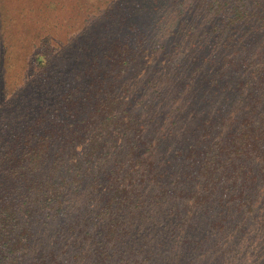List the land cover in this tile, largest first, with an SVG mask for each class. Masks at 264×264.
I'll use <instances>...</instances> for the list:
<instances>
[{
	"label": "trees",
	"instance_id": "obj_1",
	"mask_svg": "<svg viewBox=\"0 0 264 264\" xmlns=\"http://www.w3.org/2000/svg\"><path fill=\"white\" fill-rule=\"evenodd\" d=\"M161 2L179 14L171 50H186L191 69H162L160 83L131 66L149 68L162 49L115 47L110 60V36L96 44L114 20L108 11L98 28L85 18L66 48L47 30L72 28V17L51 14L47 25L8 8L26 31L0 104V264H66L56 230L97 264H137L142 250L140 264H182L176 254L190 244L204 261L210 228L214 252L241 238L225 262L264 264V0ZM174 138L164 155L156 142Z\"/></svg>",
	"mask_w": 264,
	"mask_h": 264
},
{
	"label": "rangeland",
	"instance_id": "obj_2",
	"mask_svg": "<svg viewBox=\"0 0 264 264\" xmlns=\"http://www.w3.org/2000/svg\"><path fill=\"white\" fill-rule=\"evenodd\" d=\"M18 6V10L24 11L20 7L26 8L27 11L25 10V14L29 12L35 21L47 25L51 23L50 18H53L51 14L58 16L59 19L62 17H72L73 19L70 21V23L73 24L72 28L68 24L65 25V27H58V34L47 30L48 33L56 38V40L64 44L66 48L72 47L73 44H77L76 38L82 36L84 26H82L81 23L85 18L92 20L90 23L91 25L94 23L93 20H96L95 28H98V19L100 18V15L108 11V14H111L114 17V20L110 21V26L103 31V34L101 29H99V38L101 39L96 44H103V37L107 38L110 36L111 41H108L112 43L110 46L105 44L110 60L117 57L116 53L113 51V48L115 47H118V49L121 50L120 54H139L144 50L162 49L158 52L154 51L155 53H153L154 56L151 58V65L149 68L147 65H144L141 68V62L131 66V68L135 67L136 69H139L138 75L141 71L142 73L143 71H149L147 73L151 74L150 77L156 80L159 79V83L162 82L159 76L165 74L168 67L175 72L186 70L189 73L188 70L191 69V66L188 64L190 56L186 53V50L180 51L178 48L171 50L174 41L181 30L179 14L172 5L161 2V0H0V64L3 65L4 71L0 80L3 81V83L7 82L9 85L8 87L0 84V104L9 99L10 95L6 96L8 89L10 88V92L14 89V75H16L19 70L18 58L24 51L23 38L25 37L26 31L25 18L22 17L20 13H17L16 16H19L20 18H17V20L14 21V25L12 17L5 18L9 13V7L17 9ZM127 15H133L131 16L133 18L126 21ZM53 20L56 19L53 18ZM34 34L36 35L35 32ZM115 40H117V42H115ZM80 41L81 44L84 45L85 43V47H88L93 44L94 40L93 38H88L85 42L79 40V43ZM101 59L104 60L103 58ZM162 69H165V72H161ZM147 76L148 75H146V77ZM147 85L149 86L150 84L146 83V85L142 87H146ZM148 86L144 88V92L147 91ZM159 87L162 88V85H159ZM149 93H146V95L149 96ZM142 95H144V93ZM202 101H198L195 111L201 109ZM137 108L141 111L143 110V107ZM129 109L137 111L134 106H129ZM144 114L148 116V113L145 111ZM156 138L157 136L154 135L153 139L155 140ZM172 141L174 142L173 144L167 142L163 147L162 143L159 142H156V145H159V150L161 149L164 155H168L170 149L177 145L181 139L175 140L174 138ZM184 199L185 198H181L180 200L183 204L185 203ZM213 218H215V216ZM206 224L203 225L204 228ZM211 231L212 228L208 229L207 232L205 231L204 234L205 244L209 251L208 258L204 257V261H202L203 254L201 248L196 246L194 249V244H190L186 246L184 250H179V254H176L182 264H190L187 259L192 254L191 260L194 261L193 264H234L225 261L237 251L227 252L224 250L228 245L241 247V238L234 235L231 239H224L225 242L223 246H220V251L214 252L212 250L217 245L219 234L210 235ZM200 232V229L197 230L196 236H198ZM56 234L59 243L57 245L55 244L54 248H58L59 252H63L64 257L69 256V258H66L65 260L66 264H97L95 263L98 258L97 253H94L91 256L85 248L73 253L74 248H71V244L65 246L68 241L64 239L66 236L63 231L56 230ZM139 245L140 244L137 243L136 247ZM190 248L194 250H191ZM142 252L139 260H137V264H140L141 261L143 263V259L146 256L145 251L142 250ZM215 253L218 254V256L214 257ZM74 254H78L79 258H76ZM186 256H188L187 259H185ZM72 257H75V259ZM197 258H200L201 261H198ZM252 261H254V256H252ZM114 263L120 264L116 260ZM242 263L247 264L245 259L239 261L238 264Z\"/></svg>",
	"mask_w": 264,
	"mask_h": 264
}]
</instances>
